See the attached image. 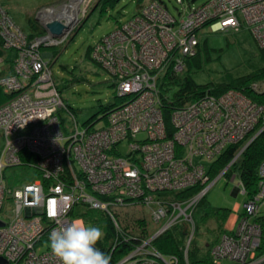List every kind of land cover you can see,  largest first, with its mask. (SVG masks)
Listing matches in <instances>:
<instances>
[{
  "label": "built area",
  "instance_id": "obj_1",
  "mask_svg": "<svg viewBox=\"0 0 264 264\" xmlns=\"http://www.w3.org/2000/svg\"><path fill=\"white\" fill-rule=\"evenodd\" d=\"M153 1L135 15L139 23L135 17L132 19V24L128 26L132 31L129 36L109 46L106 43L100 44L93 51L98 61L117 76L118 97L125 95L123 103L119 105L121 108L115 111L112 109L108 113V127L87 133L74 130L63 136L54 109L56 105L63 108L64 103L54 83L51 88L49 77L43 80L33 77L35 71L40 70L44 64L35 48L36 52L23 50L21 58L25 61H20L13 75L1 79L11 96L0 106V132H4L0 171L3 163L10 165L18 162V152L25 146L37 155L35 167L43 171V176L53 177L51 183L42 184L39 180H32L10 191L0 172V210L8 196L15 203L14 214L0 225V256L10 264H61V260L48 246L49 232L76 219L83 220L80 212L84 207L106 209L113 216L111 208L117 206L119 201L122 203L123 196L136 199L141 197L150 214L162 226L141 238L129 252L119 258H114L113 245L108 251L111 255L110 264H176L175 256H162L153 246L154 233L179 224L185 225L190 230L189 234L192 233V209L202 192L187 200L170 197L155 200L153 193L182 190L206 182L205 166L208 162L205 163L203 159L210 160L227 144H235L241 138L244 139L249 125H254L258 118L254 113L259 111L264 114L261 103L248 99L240 105L243 95L234 93L238 99L236 104L230 102L228 108L219 104L211 107L207 113L212 117L216 112L221 113L218 124H214L220 125L219 132L213 126L202 132H182L193 119L197 121L195 112L200 114L201 123L210 121L206 120L202 112L208 104L215 105L219 100L207 96L173 110L170 117L173 135L167 138L163 118L158 115L160 109L155 107L159 80L166 73L164 64H171L174 71L184 70L181 60L187 54L195 53L199 42L197 32L200 30L197 25L200 22L207 21L210 29L217 30L245 25L256 37L258 44L264 47V0H207L196 7H190L178 19L159 1ZM6 24L7 18L0 9V26L8 31L4 35L5 46L14 47L18 37H25V34L22 35V31L17 28L14 31L6 29ZM144 27L146 30L152 28V31L146 33ZM141 31L143 36L138 34L141 37L137 39V33ZM46 33L35 37L29 44H26L25 38L20 42L24 41V46L32 48L40 42L37 38L50 39L51 36L47 33L48 37ZM112 40L106 42L109 44ZM46 69L52 79L51 70L48 67ZM41 82L46 85L43 86ZM44 88H50L53 92L48 93ZM138 90L141 94L137 96L135 92ZM128 94L132 96L128 97ZM225 97L232 96L226 93L220 101ZM245 101L246 110L243 106ZM240 106L243 109L239 112ZM236 110L238 116L231 117ZM36 111L40 115H34ZM139 130H146L151 141L135 154L138 159L141 158L140 162L131 160L132 163H128L123 156L109 151L108 147L126 137L127 131L134 133ZM18 132H21L20 135H16ZM62 138L69 140L66 146H63ZM130 147L133 149V144ZM64 152L66 156L72 152L82 175L76 178L78 176L70 164L74 180L71 185L63 180L54 182L55 176L64 169L61 166ZM258 176L256 193L243 204L235 220L236 225L222 233L211 247L212 264H264V159L259 165ZM237 185L240 192L245 194L246 190L240 182ZM75 206L79 207L74 210ZM191 236L188 235L187 243Z\"/></svg>",
  "mask_w": 264,
  "mask_h": 264
},
{
  "label": "rangeland",
  "instance_id": "obj_2",
  "mask_svg": "<svg viewBox=\"0 0 264 264\" xmlns=\"http://www.w3.org/2000/svg\"><path fill=\"white\" fill-rule=\"evenodd\" d=\"M103 1L104 3H106L104 4ZM110 1L111 0H0V4L6 9L15 24L27 32L31 31V27L29 26V23L27 21V15H29L32 19L37 20L39 25H41L42 21H48L55 18L61 20L62 22H69V27L61 36L50 37L46 33L47 36L50 37V39L44 40L42 38H37L40 40V42H38L37 46H32V48L24 46V41L20 42L22 38H25L26 44H29L31 40L34 39H29L26 35L25 37H23L22 35L24 32L22 31V35L20 33V36L22 37H18L19 40L14 45V47L12 45H9V50L13 52L16 57H18V60H12L11 71L5 76L13 75L16 68L20 66V61H25L23 58H21L23 50L28 49L29 51L33 50L34 52H36L37 50L40 54V59H43L45 62L43 61L44 64L42 65V68L40 70H36L33 77L37 78V80H39V78L40 80H43L49 77L51 88H53L52 79H50V76L46 69L48 67L50 70L51 65L54 82L61 89L62 99L74 109V114L80 128L83 127L82 122L97 111L98 118L95 121L94 125L98 126L103 124V119L99 118V116H101V114L99 113L100 108L114 102L118 103L119 101H123L125 99V95L121 96L120 99L116 98V92L114 86L112 85L111 75L104 69L106 67L102 68L87 55L89 47L95 44V42L102 38L104 35L105 37L96 44L97 46L105 43L107 46H109L112 43L117 42V40L123 39L124 36H129L132 31H130L128 26L132 24V19H134L135 15L142 11L141 9L145 5H148L150 2H154L153 0ZM161 1L166 3L167 8L171 14L177 16V12L185 13L187 11L188 2L190 7H196L207 0H188V2L187 0H183L182 2H177L176 0ZM37 16L39 17L36 18ZM130 17L131 19H129ZM127 19H129L127 22L119 24ZM135 20L137 23L140 22H138L136 17ZM206 22H200L197 25L201 30L198 35L200 38L199 54L201 58V67H189V70L186 72H182L180 74V77L185 76L188 72L196 83L201 85H213L227 83L232 78L248 74L264 65V55L262 54V51L260 49H264V47L258 44L256 37L252 35L247 26H240V24L238 27L230 28L228 30H217L213 28L212 30L208 26L204 27L206 25ZM144 29L146 33H150V31H152V28L146 30V28L144 27ZM1 31L3 32H0V40H3L4 35L8 31L3 29ZM138 34H142L143 36L142 31L137 33V35ZM43 35L44 34L38 37H41ZM140 37L141 35L136 36L137 39ZM107 40L112 41L108 44V42H106ZM33 48H35L36 50H34ZM27 53L30 54V52ZM161 53L165 55V52L162 51ZM26 55L27 54H25L24 56ZM186 56L181 60V62L185 60ZM50 60H52V62L49 65ZM2 64L3 62L0 61V68ZM41 84H43V86L46 85V83L44 82H41ZM55 84H53L54 87H56ZM3 89L4 88L0 83V106L4 103L2 102L4 98ZM44 89L48 93L53 92L50 91V88ZM144 90H147V88H145ZM138 92L139 90L135 92V95L138 96L141 94H139ZM225 92L226 91L222 92L221 94ZM221 94L217 95L219 103H216L215 105L208 104L202 112V115L207 118L206 120L208 121V119H210V121H203V123H201V118L199 116L200 114L197 115L198 112H195L194 115L196 116L195 118L197 121H194L193 119L190 124L185 126L182 132H189L191 130H193L194 132H202L206 129L209 130L210 126H213L214 130L215 128H217V131L219 132L220 125L214 126V124H218V117L221 116V113L217 114L216 112L212 117L211 115L207 114L211 111L209 109L211 107H217L219 106V104L223 105V108H228L231 104L230 102H234L236 104L238 101V99L235 98L233 92H228V94L232 97H225L220 101V98L222 97ZM239 94L246 96L241 92H239ZM245 98L247 99V97ZM242 102L243 100L240 102V105L242 104ZM261 104V107L264 108V103ZM242 107L243 106L238 107L239 112L243 109ZM120 108L121 107L116 109L114 108V110L112 111ZM234 109L235 108L233 107V112ZM52 111L50 110V112ZM54 111L55 113L57 111L61 112L60 107L58 108V106L56 105ZM172 113L173 110L170 113V117L172 116ZM254 114L258 118L256 121H254V125H249L250 128L248 127L246 135L250 134L254 130L255 126L260 123L261 126H259L258 128L256 127L257 129L255 128L254 130L255 135H253L255 138L258 132H261L264 129V114L263 112L259 111ZM34 115H40V113L36 111L34 112ZM158 115L159 117L163 118L161 110ZM234 116H238L237 110L232 114L231 117ZM253 116L254 115H252L251 117ZM70 118L71 122H63V124L61 123L60 119L58 121L60 123V126L65 127L74 125L72 122L74 120V116H70ZM220 123L222 124L223 121L220 120ZM225 126H227V124ZM164 130L165 132H167L166 127L164 128ZM112 132L116 131L112 130ZM3 133L4 132H0V148L4 143ZM20 133L21 132H18L16 133V135H20ZM141 135L143 134L141 133ZM17 137L18 136H16V138ZM243 140L244 139L241 138L239 142L236 141L242 147L240 150H238L233 159L225 167L223 166L221 169H218L217 175L211 180H209V176L207 175V184L199 191L202 192L200 197L205 194V201L210 208H218V210L229 209V213L224 221L225 230L222 231L221 234L227 232V227L232 228L236 225L235 220L237 218L238 211L241 212V210L243 209V204H245V201H247L248 199L246 194L240 192L239 186L237 185V177H234V180H231L227 176L223 175L230 168V166L234 164L235 160L239 158L242 150L252 140V137L246 142V144L243 143ZM121 147L124 149L127 148L125 140H123ZM21 150L18 152V155L21 152L23 155L27 153L32 154L31 149L25 146ZM36 173L37 172L33 167H5L4 180L7 182L8 186L12 187L16 185L17 187V185L23 183L26 178L37 177ZM21 179L24 180L21 181ZM187 198L188 197H186V200ZM122 203L121 201H119L117 206L111 208V210L114 211L113 214L115 212H118L121 216L126 215V225L135 230V232L137 233L139 232V229L140 232H142L143 237H146V235L155 232L162 226V223L156 222V218H154L150 214L149 209H147V206H144L142 202L138 203L137 205ZM14 204L15 203L11 198H7V200H5L3 208L0 211V220L3 223L5 221L7 222V219L11 218V216L14 214ZM134 217L135 219H143L141 225H137V223L135 224L134 222H132ZM116 220L114 218V221ZM213 225H215L214 222L213 224L212 222H209V227H213ZM170 227L174 228L173 225H171L162 232L160 231L161 233H154V240H158L162 236L161 234L164 231L172 229ZM188 235H193V233H190ZM216 235L217 233L214 234L212 232H209L204 224H200L192 240L191 249H195V251H197V256L202 255L203 252L201 250L205 249L206 240H209L211 242ZM188 243H190V241ZM157 250L162 256L164 255L170 257L169 254H164L159 249ZM185 251L187 252V249H185ZM6 262L7 264H10L9 261L6 260ZM157 263L159 262L157 261ZM183 264H189L187 258L184 256Z\"/></svg>",
  "mask_w": 264,
  "mask_h": 264
},
{
  "label": "trees",
  "instance_id": "obj_3",
  "mask_svg": "<svg viewBox=\"0 0 264 264\" xmlns=\"http://www.w3.org/2000/svg\"><path fill=\"white\" fill-rule=\"evenodd\" d=\"M157 1H159L161 5L164 6V8L168 9L166 3H164L161 0H157ZM110 2H112V0ZM189 8L190 5L188 2V9ZM0 9L3 10L7 18L8 25L7 24L5 25L6 29L14 31V28H17L23 31L24 34L29 39L38 37L45 33V30L42 27V25H39L37 20L32 19L29 15H27L26 17L29 26L31 27V31L27 32L15 24V22L9 16L6 9L1 4H0ZM177 14H178L177 16H174L173 14L172 15L176 19H178L180 18V16H183L184 13L177 12ZM129 19H131V17ZM129 19L119 24H123L127 22ZM207 25L208 24H206L204 27H207ZM1 29L2 28L0 26V32H2ZM200 31L201 30L197 32L198 35ZM104 37L105 35L102 38H100L98 41H96L95 44L89 47L87 51V55L102 68H104V65L100 61H98V59L93 55V51L97 46L96 44L100 42ZM5 42H6L5 39L0 40V46L3 49L9 50V47L5 46ZM260 49L262 51V54L264 55V49L262 48ZM199 50H200V38L198 44L196 45L195 53L193 55H187V57L183 61L184 70L181 72L174 71L171 64L169 65L164 64L166 68V73L161 78V80H159L158 89L155 96V99L157 100V102H155V107H158L162 111L164 124L167 130V138H171L173 135L172 126L170 122L171 111L184 107L189 102L204 99L209 95H213L214 99L217 100V95L226 91L225 93L241 92L245 94L248 99L254 102L256 101L258 103H264V65L248 74L232 78L227 83H220L213 85L212 84L201 85L196 83L188 72L186 73L185 76L180 77V74L184 71L185 72L188 71L189 67L192 66L201 67V58H200ZM13 59L14 60L16 59V55L11 57V61H10L11 65ZM51 62L52 60L49 61V65L51 64ZM104 69L107 72H109V74L111 75L112 85L114 86L116 92L117 76L112 74L107 68ZM50 70H51V77L53 83L55 84L51 65H50ZM3 77H5V75L0 76V83ZM56 88L60 98L62 99L61 89L57 85ZM3 90L8 99V97L11 96V92H7L5 88ZM116 98L120 99L117 93H116ZM6 100L4 101V103L6 102ZM62 101L64 103V107L60 109L61 112L57 111V115L59 120L61 119V123L63 124V122H71L70 116H74L73 118L74 120L72 121L74 125L65 126V127L61 126V132L65 137L74 130L83 131V133L85 132L87 133L108 127L109 126V123L107 121L108 113L112 109L118 108L119 105H121L124 100L119 101L118 103L114 102L112 104L100 108L99 113L101 114V116H99V118L103 119V124L98 126L94 125L95 121L98 118L97 116L98 111H97L82 122L83 124L82 128L79 127L78 121L74 114V109L69 104H67L63 99ZM259 124H257L255 128L261 126V124L260 125ZM253 131L244 137L243 140L244 144H246V142L253 136V134L255 133V131L254 132ZM141 133L143 135H141ZM148 138L149 136L146 130H139L134 133L128 132L126 137H124L117 143L111 144L108 147V149H110L109 151L114 155L117 154L119 156H123L128 161V163H132L131 160L135 162H140L141 158L138 159L135 154L141 152V149L143 148L144 145L151 143V141ZM123 140H125L126 142V146H127L126 149L121 147ZM68 141L69 140H67L66 138L61 139V142L64 143L63 146H66ZM131 144H133V149L130 147ZM177 147L180 149V146ZM241 147L242 146L239 145V143L227 144V146L222 151L216 153L214 156H212L210 160L203 159L205 163L208 162L207 165L205 166V170H206V174L209 176V180H211L213 177L217 175L218 169H221L223 166L225 167L233 159V157L236 155L238 150L241 149ZM18 156H19L18 162L14 164L7 165L3 163L0 171L2 173L3 179H4L5 167L22 166V167H30V168L33 167L37 172L36 173L37 177L26 178V179L24 178L25 180L21 179V181L24 180L23 182H29L32 180H39L41 181L42 184L51 183L53 177L50 178L44 177L43 171L39 170L37 168L38 167L37 165H36L37 167H35V164L37 163V158H36L37 155L30 153L23 155L21 152L19 153ZM263 159H264V129L261 132H259L257 136H255V138H253L247 144V146L242 150L239 158L235 160L234 164H232L230 168L223 175L227 176L231 180H234V177H237L238 182H240V184L246 190L245 193L246 196L249 197L256 191L257 183L259 180L258 168ZM70 164L78 176L76 178H80L82 176V175L80 176L79 165L78 162L73 158L72 152H70V155L68 154L67 156H66V152H64L61 158V166L64 167V169L61 172L62 174L60 173L59 175L55 176L54 182L58 180H63L68 185L73 184L74 180H72ZM233 175L234 177L232 178ZM206 184L207 182L206 183L204 182L202 184L197 183L191 187H187L182 190H171L169 192H167L168 190H164L166 192L155 191L153 195L155 196V200H160V198L167 199L168 197L175 199H183L192 196L194 194H197ZM6 187L10 189V191H12L16 187V185L10 187L7 185L6 182ZM123 197L124 198L122 202L124 203L122 204L130 203L133 205H137L138 203L142 202V204L145 206V203L142 201L141 197L137 199L128 196H123ZM76 205H78V203ZM78 207L79 206H75L74 210L77 209ZM111 211L114 212L113 210ZM228 213H229V209L218 210V208H210L205 201V194H203L199 198V200H197L196 204L193 206L192 209L193 235L190 240V243H187V238L190 230L185 228V225H173L174 228L170 227L172 229H168L164 231L161 234L162 236L158 240L156 239L154 240L153 246L159 249L164 254H169V256L177 257V264H183V256L187 258L189 264H212L213 262L210 256V249L217 242L218 238L221 235V232L225 230L224 221ZM80 215L82 216L85 222L98 225L102 228L104 235L102 239L97 241L96 246L99 247L102 251L108 252L109 250H111L113 245H115V249L113 250L114 258L117 257L119 258V256L129 252L130 249H132L133 244L137 243L141 238H143V234L142 232H140L139 229H138L139 232L137 233L135 232V230H133L132 228L126 225L127 216L126 215L121 216L119 215L118 212H115L113 216H111L110 212L106 209L102 210V209L84 207L81 210ZM114 218L115 220L117 218V220L114 221ZM132 222H134L135 224L137 223V225H141L143 219L140 218L135 219L134 217ZM209 222H212V224L214 222L215 225H213V227H209ZM200 224H204V226L207 227L209 232H212L214 234L217 233V235L215 236L214 239H212L211 242L209 240H206L205 249L201 250L200 248V250L203 252L202 255L197 256V251H195V249L193 250L191 249V244ZM185 249H187V252L185 251Z\"/></svg>",
  "mask_w": 264,
  "mask_h": 264
},
{
  "label": "clouds",
  "instance_id": "obj_4",
  "mask_svg": "<svg viewBox=\"0 0 264 264\" xmlns=\"http://www.w3.org/2000/svg\"><path fill=\"white\" fill-rule=\"evenodd\" d=\"M103 235L100 226L76 219L52 229L48 234V246L61 264H110V253L96 246Z\"/></svg>",
  "mask_w": 264,
  "mask_h": 264
},
{
  "label": "water",
  "instance_id": "obj_5",
  "mask_svg": "<svg viewBox=\"0 0 264 264\" xmlns=\"http://www.w3.org/2000/svg\"><path fill=\"white\" fill-rule=\"evenodd\" d=\"M38 17L39 16H37L36 18ZM41 25L44 28V30L52 37L61 36L64 33V31L69 27L68 24H65L64 22L56 18L48 21H42ZM2 224L3 222L0 220V225ZM0 264H7L6 260L1 256H0Z\"/></svg>",
  "mask_w": 264,
  "mask_h": 264
},
{
  "label": "crops",
  "instance_id": "obj_6",
  "mask_svg": "<svg viewBox=\"0 0 264 264\" xmlns=\"http://www.w3.org/2000/svg\"><path fill=\"white\" fill-rule=\"evenodd\" d=\"M13 55H14L13 52H11L10 50L3 49L0 46V61L3 62L2 66L0 68V76L10 73V71H11V62L10 61H11V57ZM6 99H7V96L4 92V98H3L2 102H4ZM239 213L240 212L238 211V214ZM227 228L229 229L230 227H227Z\"/></svg>",
  "mask_w": 264,
  "mask_h": 264
},
{
  "label": "bare ground",
  "instance_id": "obj_7",
  "mask_svg": "<svg viewBox=\"0 0 264 264\" xmlns=\"http://www.w3.org/2000/svg\"><path fill=\"white\" fill-rule=\"evenodd\" d=\"M59 18H61V17H59ZM64 23H65V24H68L69 22H64ZM204 24H205V23H204ZM225 94H226V93H223V94H221V96H223V95H225ZM129 96H132V95H131V94H128V97H129ZM211 96H212V95H211ZM245 97H246V96H242V97H241L242 100H248V98L246 99ZM246 103H247V101H245V103H244V105H243V106L245 107L244 109H247ZM44 177H47V176H44Z\"/></svg>",
  "mask_w": 264,
  "mask_h": 264
}]
</instances>
